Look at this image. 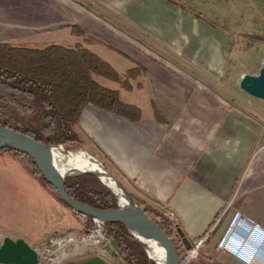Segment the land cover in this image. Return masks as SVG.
<instances>
[{"label": "crops", "instance_id": "0c3cea01", "mask_svg": "<svg viewBox=\"0 0 264 264\" xmlns=\"http://www.w3.org/2000/svg\"><path fill=\"white\" fill-rule=\"evenodd\" d=\"M197 1L87 0L86 9L125 32L133 44L127 55L139 67L113 51L106 52L111 63L98 54L120 74L137 72L130 77L131 88L100 81L121 90L125 102L141 110L142 119L132 122L89 105L79 121L82 147L139 205L163 216L167 205L175 213L170 222L191 243L204 240V253L219 264H264V114L248 113L233 98L217 93L230 39L193 15H203ZM6 4L3 0L4 10ZM16 23L3 21L7 26ZM53 200L49 204L54 211L47 215L53 224L42 237L29 238L1 218L0 233L8 230L35 248L61 229L76 227L79 214ZM57 212L59 223L54 222ZM237 213L256 228L241 221L233 229Z\"/></svg>", "mask_w": 264, "mask_h": 264}, {"label": "rangeland", "instance_id": "374dc122", "mask_svg": "<svg viewBox=\"0 0 264 264\" xmlns=\"http://www.w3.org/2000/svg\"><path fill=\"white\" fill-rule=\"evenodd\" d=\"M7 1L4 10L3 0H0L1 42L28 47H43L52 43L73 47L79 42L83 43L85 38H89L92 44L86 45L87 48L98 52L97 54L104 56L108 62L111 63V58L107 56L110 55L109 52L106 53L107 50H116L131 59L127 55V49L133 44H128L125 32L114 25L110 26L97 14L86 9L87 0H66L67 5H64V0H18L17 4L15 1L13 3ZM197 2L200 12L213 23L211 27L230 39L231 53H229L226 72L217 80V93L219 96L233 98L232 102L246 109L248 113L259 116L261 112L264 114V102L244 94L238 87L242 74L259 72L258 69L264 64V0H198ZM6 18L17 23L14 26L3 25ZM74 27L77 28L76 32L73 31ZM79 32H83L85 36L77 35ZM139 45L135 43L133 47L140 48ZM148 51L152 52L151 49ZM202 80L205 81L203 78ZM240 97L248 99L247 102H243ZM66 147L76 153L87 152L86 147L68 145ZM14 155V153L0 154V218L4 223L10 222V226L29 238H40L53 224L47 216L54 211L49 202L55 199L56 205L67 210L69 208L61 203L51 190L50 194H47L37 183L38 178L33 177V180L30 168L25 167L20 160L13 159ZM57 213L58 217L56 216L57 220L54 222L59 223L60 213ZM174 227L176 232L177 226ZM3 229L9 228L3 227ZM92 233V226L88 225L79 214L76 227L61 229L35 248L41 250L44 260L53 258L56 264L84 261L98 256L92 243L84 242ZM105 235L111 240L112 248L119 253L116 240L112 236ZM70 238L73 241H69ZM96 238L100 239L99 236ZM176 238L177 236H174L173 240L176 241ZM202 245L196 249V256L194 260L192 259L194 262L201 254H205ZM196 247V242L191 243V250ZM112 248L107 243L101 244V254L110 264H124ZM191 250H186L181 258L185 257L187 252L191 253Z\"/></svg>", "mask_w": 264, "mask_h": 264}, {"label": "trees", "instance_id": "16d2710c", "mask_svg": "<svg viewBox=\"0 0 264 264\" xmlns=\"http://www.w3.org/2000/svg\"><path fill=\"white\" fill-rule=\"evenodd\" d=\"M192 13L210 25L213 24L200 13ZM73 31L76 32L77 28L74 27ZM73 34L76 35L74 32ZM77 35L85 36L83 32ZM91 44L89 38L73 47L57 43L43 47L0 43V126L24 133L47 145L82 147L84 141L79 121L83 110L89 105L132 122L140 121L141 110L125 102L121 90L106 86L100 81L103 79L123 90H129L130 77H135L137 72L133 69L121 75L110 63L87 48L86 45ZM113 52L137 65L116 50ZM3 153H14L43 186L73 211L58 196L30 156L12 149H0V154ZM65 187L72 198L95 208H119L115 194L95 176L69 178ZM143 209L172 240L177 236L176 241H173L182 257L186 249L183 243H179L180 238L174 225L152 208L143 206ZM87 223L93 225V218L87 217ZM104 232L116 240L119 255L127 264H155L123 224H105ZM189 264L219 263L206 254H201L197 261Z\"/></svg>", "mask_w": 264, "mask_h": 264}, {"label": "water", "instance_id": "95a60500", "mask_svg": "<svg viewBox=\"0 0 264 264\" xmlns=\"http://www.w3.org/2000/svg\"><path fill=\"white\" fill-rule=\"evenodd\" d=\"M241 91L251 98L264 102V66L257 75L244 74L239 85ZM0 149H12L30 156L36 163L39 171L45 179L57 191L58 196L68 204L74 212L99 220L104 224H123L131 236L142 246L148 257L155 264H183L174 241L166 234L162 227L151 219L132 197L127 187L115 177L94 156L85 154L99 163L100 167L93 170H66L57 159V152L70 158L74 151L66 145H47L32 137L0 126ZM84 175H95L101 183L110 189L119 202L118 209L101 210L89 204L72 198L66 191V180L78 178ZM106 178L113 185L103 181ZM115 188V189H114ZM177 235L181 239L186 250H191V242L185 236L181 228H176ZM146 241V242H145ZM151 245H157L164 252L163 262L159 263L151 256ZM39 255L23 238L6 236L0 239V264H38ZM67 264H109L101 256L91 257L87 260Z\"/></svg>", "mask_w": 264, "mask_h": 264}, {"label": "built area", "instance_id": "2783aa9c", "mask_svg": "<svg viewBox=\"0 0 264 264\" xmlns=\"http://www.w3.org/2000/svg\"><path fill=\"white\" fill-rule=\"evenodd\" d=\"M163 214H164V217L166 219H168L169 221H171V222L175 219V213L167 205H165L163 207ZM82 217L85 219V221L87 220V216L82 215ZM93 220H94V223H93V225H91L92 226L93 233L90 236L86 237V239H85L84 242H87V241L89 242L90 240H95L97 242V244L96 245L91 244V245H93L94 246V250L98 252V256H101L103 259H105L108 262V260L105 258V256L103 254H101V251L102 250L100 248H101V244H104V243H107L112 248V242L105 235V232H104L105 224L102 223V222H100L99 220H95V219H93ZM241 221L244 224H246L247 226L251 227V228H256V225H255V223L252 220H250L249 218L244 217L240 213H237L236 219H235V221L233 223V227L232 228L233 229H237V227H238V225L240 224ZM6 236H11V235H9L6 232L0 233V239H3ZM98 236H99L100 239H97L96 238ZM69 241H73V240L70 238ZM202 244H203V241L202 240L197 241L196 242V246L197 247L195 249H192L190 251L191 253H188L187 252V254L185 255V257L182 258V263L183 264H189L191 261H193L194 260L193 258H195L196 253H197V250L196 249L199 246H201ZM35 249L37 250L38 255H39V263L38 264H56V261L53 258H49L47 261L44 260L43 259L44 258L43 257V253L41 252V250L38 249V248H35ZM112 249L118 255V257L120 259H122L120 257V255H119V253L114 248H112ZM122 261H123L124 264H127L123 259H122Z\"/></svg>", "mask_w": 264, "mask_h": 264}, {"label": "bare ground", "instance_id": "6f19581e", "mask_svg": "<svg viewBox=\"0 0 264 264\" xmlns=\"http://www.w3.org/2000/svg\"><path fill=\"white\" fill-rule=\"evenodd\" d=\"M56 155H57V159L59 163L66 170L71 169V170L83 171V170L98 169L100 167L98 162L89 158L84 152L73 153L70 158H68L67 156H64L61 152H57ZM102 179L103 181L108 183V185L113 187V185L111 184V182H109L108 179L106 178H102ZM90 242L94 245L97 244L95 240H90ZM148 245L151 248L150 253L153 259H155L159 263H162L163 257H164V252L162 248L157 245H151L150 243H148Z\"/></svg>", "mask_w": 264, "mask_h": 264}]
</instances>
